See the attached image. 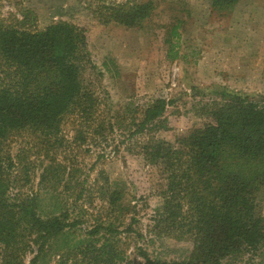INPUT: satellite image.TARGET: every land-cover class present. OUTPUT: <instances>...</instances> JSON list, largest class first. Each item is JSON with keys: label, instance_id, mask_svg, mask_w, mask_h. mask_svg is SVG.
Masks as SVG:
<instances>
[{"label": "trees", "instance_id": "1", "mask_svg": "<svg viewBox=\"0 0 264 264\" xmlns=\"http://www.w3.org/2000/svg\"><path fill=\"white\" fill-rule=\"evenodd\" d=\"M209 1L214 10L224 11L242 0ZM154 11L152 0H78L64 14L67 19L42 29L30 9L20 10V18L0 19V264H26V240L29 248L37 247L30 264H47L48 255L54 256L53 264H128L121 233L128 234L126 241L134 238L136 208L126 205L125 192L105 172L78 192L84 206L99 200L107 214L80 237L75 230L82 223L68 211L43 218L37 198L11 199L9 192L32 183L37 160L70 162L69 123L76 148L90 137L115 132L88 32L112 25L135 29ZM207 95L213 100L196 109L199 125L175 144L155 136L165 128L172 99L153 102L128 134L130 141H144L127 149L165 176L164 188L156 193L160 204L152 233L192 244L187 263L153 259L139 249L145 264H234L264 252V94L193 89L194 98ZM16 142L21 147L13 155ZM127 217L130 222L120 231L116 224L125 225Z\"/></svg>", "mask_w": 264, "mask_h": 264}, {"label": "rangeland", "instance_id": "2", "mask_svg": "<svg viewBox=\"0 0 264 264\" xmlns=\"http://www.w3.org/2000/svg\"><path fill=\"white\" fill-rule=\"evenodd\" d=\"M77 1L0 0V19L20 18V10L30 9L38 16L37 27L42 29L53 21L67 19L64 14ZM152 1V17L135 29L112 25L88 32L89 49L103 73L102 84L115 117V132L105 138L90 137L83 148H76L69 123L66 137L72 152L70 162H62L59 157L53 165L49 160L36 161L32 157L36 161L32 183L24 189L12 188L9 195L11 199L37 198L43 218L68 211L73 221L82 223L75 230V237H80L106 219V209L99 200L92 207L77 200L83 183H93L103 171L115 188L125 192L126 205L136 208L137 233L129 241L125 240L128 234L121 233L128 246V264H145L139 256L142 248L153 259L187 263L192 244L152 233L160 204L156 193L164 188L165 176L160 167L146 163L136 151L127 149H137L136 141H144L140 137L130 141L128 134L133 122L140 121L153 102L172 99L175 104L163 119L165 128L155 136L175 144L178 138L188 135L200 122L196 109L213 100L209 95L194 98V88L206 94L219 87L264 94V0H242L224 11L214 10L209 0ZM20 147V142L14 143L12 154L16 155ZM262 209L264 214V201ZM129 222L127 217L125 225H116L124 231ZM28 243L26 240L24 244L28 249L26 264L37 252V247L31 244L29 248ZM46 261L53 264L54 256L48 255ZM233 263L264 264V252Z\"/></svg>", "mask_w": 264, "mask_h": 264}]
</instances>
